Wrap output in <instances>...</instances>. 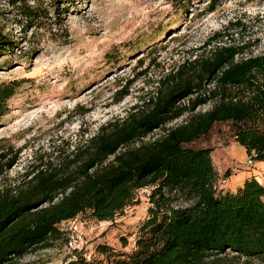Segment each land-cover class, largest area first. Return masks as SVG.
Masks as SVG:
<instances>
[{
  "label": "trees",
  "instance_id": "obj_1",
  "mask_svg": "<svg viewBox=\"0 0 264 264\" xmlns=\"http://www.w3.org/2000/svg\"><path fill=\"white\" fill-rule=\"evenodd\" d=\"M59 2L4 4L23 31L37 33L58 24ZM5 25L0 11V54L19 48ZM250 46L214 33L161 75L153 93L125 117L101 125L72 150L34 160L18 178L4 176L16 155L0 140V264H40L25 259L64 240L69 244L63 223L80 215L113 222L140 204L145 189L148 216L130 251L101 244L97 258L72 264H264V186L252 177L235 192L224 191L214 149L193 146L217 124H228L248 157L264 161V53L245 56ZM20 87L18 81L0 85V121ZM121 94L118 100L129 87ZM207 104L210 110L197 112ZM156 130L162 134L146 140ZM230 175L227 170L225 179Z\"/></svg>",
  "mask_w": 264,
  "mask_h": 264
},
{
  "label": "rangeland",
  "instance_id": "obj_2",
  "mask_svg": "<svg viewBox=\"0 0 264 264\" xmlns=\"http://www.w3.org/2000/svg\"><path fill=\"white\" fill-rule=\"evenodd\" d=\"M4 1L0 11L19 48L0 54V85L21 82L0 121V140L16 155L4 175L10 179L20 177L34 160L72 150L101 125L125 117L141 98L153 93L161 75L189 58L216 32H225L235 43H250L245 56L264 53V0H220L209 10L212 0H59L58 24L51 32L41 29L37 33L32 28L23 31L14 10ZM51 13L56 15L54 10ZM128 87L129 94L118 100ZM211 106L204 105L197 112ZM161 134L162 130H156L146 140ZM232 141L231 126L217 124L193 146L216 149ZM218 173L219 187L226 191V171ZM138 198L139 205L113 222L80 215L63 223L69 244L59 242L28 256L25 262L91 260L97 258L101 244L130 251L148 216L146 194L140 192ZM124 238L129 243L126 248Z\"/></svg>",
  "mask_w": 264,
  "mask_h": 264
},
{
  "label": "crops",
  "instance_id": "obj_3",
  "mask_svg": "<svg viewBox=\"0 0 264 264\" xmlns=\"http://www.w3.org/2000/svg\"><path fill=\"white\" fill-rule=\"evenodd\" d=\"M212 161L218 172L230 170L231 175L225 181L226 185L223 186L228 191L235 192L247 179L252 177L264 186V161L249 165L246 149L235 140L219 144L212 152ZM233 170L234 173H232Z\"/></svg>",
  "mask_w": 264,
  "mask_h": 264
},
{
  "label": "built area",
  "instance_id": "obj_4",
  "mask_svg": "<svg viewBox=\"0 0 264 264\" xmlns=\"http://www.w3.org/2000/svg\"><path fill=\"white\" fill-rule=\"evenodd\" d=\"M255 162L252 160V158L251 157H248V164L249 165H253ZM142 192H144L145 194H149L150 193V191L148 190V189H145L144 191H142Z\"/></svg>",
  "mask_w": 264,
  "mask_h": 264
}]
</instances>
